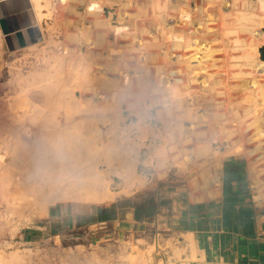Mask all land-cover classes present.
I'll use <instances>...</instances> for the list:
<instances>
[{
  "label": "rangeland",
  "instance_id": "obj_1",
  "mask_svg": "<svg viewBox=\"0 0 264 264\" xmlns=\"http://www.w3.org/2000/svg\"><path fill=\"white\" fill-rule=\"evenodd\" d=\"M89 1L18 0V25L32 29L18 39L13 35V46L0 41V153L9 152L0 161V264H27L28 254L17 242L22 236L42 240L33 252L44 259L58 261L69 252L50 235L58 232L41 229L53 206L93 213L112 203L127 209L134 202H155L160 192L165 205L169 191L196 201L218 193L225 155L242 153L246 145L218 149L208 138L186 139L189 123L199 117L184 99L194 80L176 77H207L208 108L224 114H215L212 122L220 118L230 125L226 128L237 124L241 129L264 123V71L258 65L264 63V0H196L197 5L98 0L104 11L102 6L89 11ZM249 10L263 17L262 36L256 27L235 21L238 12ZM128 114L141 129L138 136L120 132ZM151 114L163 122V133L148 124ZM61 132L76 134V145L81 143L63 157L49 141ZM83 148L86 155L79 160ZM85 161L105 171L111 190L127 188L129 194L102 204L57 198L60 193L46 180L52 167ZM127 237L130 248H122V257L112 264H129L126 256L133 253L130 264H180L183 252L193 248L191 236L180 240L165 224L128 232L121 241ZM97 254L106 252L99 248ZM78 261L73 252L63 264Z\"/></svg>",
  "mask_w": 264,
  "mask_h": 264
},
{
  "label": "crops",
  "instance_id": "obj_2",
  "mask_svg": "<svg viewBox=\"0 0 264 264\" xmlns=\"http://www.w3.org/2000/svg\"><path fill=\"white\" fill-rule=\"evenodd\" d=\"M5 1L0 0V41L13 46L11 32L22 25L15 15L8 14ZM249 179L246 156L230 153L223 159L221 185L214 197L196 201L169 191L165 196H169V204L165 205L160 192L155 211L148 216H137L136 212L147 200L134 202L127 209L112 203L97 207L93 213L53 206L41 229L75 230L105 220L113 230L105 237L108 239L124 238L128 232L141 231L150 224H165L180 240L192 237L194 247L189 250L188 264H264V202L252 199Z\"/></svg>",
  "mask_w": 264,
  "mask_h": 264
},
{
  "label": "built area",
  "instance_id": "obj_3",
  "mask_svg": "<svg viewBox=\"0 0 264 264\" xmlns=\"http://www.w3.org/2000/svg\"><path fill=\"white\" fill-rule=\"evenodd\" d=\"M58 1L64 3L66 0ZM174 3L197 5L199 2L196 0H175ZM99 6H102L101 11H104V6L100 1L90 0L88 3V8L91 7L89 11H98ZM93 7H95V9H93ZM194 77L195 78L189 80V77H187V79L184 77L183 79L179 77L175 78L176 81L179 80L182 82H191L194 80V82L189 87L188 93L184 96V99L186 100L185 103L187 106L191 108L192 115H199V117L194 118L189 123L190 128L187 132H185V138L192 142L195 139L208 138L210 141H212V146L216 145L215 147L218 149H222L226 145H246V149L244 152H242V154H244L247 159V169L250 176V195L255 201L264 202V123L259 121L250 122V124L245 126L243 129L238 127L237 124H232L231 127H227V129L226 126L230 125H225L224 122H219L218 120L220 118L216 119V122H212L210 118L212 116L214 117L217 112L212 113L208 108V79L207 77L205 78L203 74L194 75ZM127 81L128 77L125 76V82ZM193 84H196L197 86H192ZM197 89H199V91L201 90V93L195 91ZM165 102L168 103L167 107H171L173 99L170 96L165 100ZM218 115L220 117H224L223 111L218 112L217 116ZM132 118L133 114H128L125 117V120L121 122L123 130L120 132H122L123 135H129L132 137L141 134L140 127L137 126V123L132 122ZM147 119L149 120H147L148 124L151 126L154 124L153 127L157 133H163V122L157 120L156 116L152 114ZM224 127L229 131L222 133L224 132ZM149 144L150 146L152 145L151 143ZM193 148V145L187 147V149L191 151ZM142 149H148V147L143 146ZM220 185L221 183L215 184L217 187H220ZM111 232H113V230L111 229L110 224L108 221L103 220L75 230H62L58 231V233H55V235H52L51 233V236L54 238H59L58 240L66 245L65 248L69 249L68 253L65 254L63 252V257L58 261H56L55 257L45 258V260L42 254L35 255V251L33 252V246L36 242L40 243L42 240H25L22 236L21 240L17 242H19V246H22L26 250V254H28L26 255L28 258L26 262L27 264H63L65 261L69 260V256L73 252H77L79 258L78 264H102V262H104V264H112L114 261L120 260V258L115 257H122L119 255V253L122 251V248H130L132 242L128 240V237L123 242L121 241L120 237L108 239L105 238ZM43 242L47 243L45 240ZM54 243H56L55 240ZM79 248H81V252L77 250ZM99 248H103L106 254L98 256L97 253ZM87 252L91 253V256L87 255Z\"/></svg>",
  "mask_w": 264,
  "mask_h": 264
},
{
  "label": "bare ground",
  "instance_id": "obj_4",
  "mask_svg": "<svg viewBox=\"0 0 264 264\" xmlns=\"http://www.w3.org/2000/svg\"><path fill=\"white\" fill-rule=\"evenodd\" d=\"M90 9H91V7H90ZM93 9H95V7H93ZM251 10H253V9H251ZM237 14H239L238 16L236 15V17H235L237 19V20L235 19L237 24H239L243 27H249V28L250 27H256L257 35L262 36L263 32L259 28H261L263 26V20H262L263 17L258 16L256 13H253L250 10L248 12L247 11L246 12L242 11L240 13L238 12ZM254 50H255V52H257V47H255ZM58 58L60 60V57L58 56L57 61H58ZM258 65H259V69L264 71V63H258ZM259 93H260V91H259ZM71 106H72V104H70L68 102L67 107H71ZM74 127H75V125H74ZM74 129H76V128H74ZM74 133H76V132H74ZM77 133H78V131H77ZM79 134H81V133L79 132ZM68 135L69 134L61 132V133H56L54 135L55 138L53 136H52V138L50 137L51 140H49V141H51V143L55 145L56 151H60L61 156L64 153L66 154V150H68V149L72 150L73 148H76V149H77V147L80 148L81 143L79 146L76 145V143L79 144L80 138H77L76 134L70 135V136H68ZM91 137L92 136H90V138L87 137V139H89V141H90L92 139ZM75 138H77V139H75ZM82 140H84V139H82ZM67 143H69V144H67ZM52 147H54V146H52ZM67 152H69V151H67ZM234 152H236V151H234ZM7 153L9 154L8 149L7 150L5 149L4 153L3 152L0 153V161L6 160L5 159L6 157L4 155ZM68 154H70V153H68ZM80 154L81 155L77 156L79 158V160H80L81 156L83 158V156L86 155V150L84 149ZM70 156H74V154L73 155L70 154ZM75 156H76V154H75ZM57 157H59V156H57ZM65 158H66V155H65ZM73 164L74 165H71L70 167H65V168H60V169H56V165H58V164H56L54 167H52V171H50L47 174L48 176H47L46 180L50 184V189L52 191L57 190L60 193L59 196H57V198H63L64 200H67V201H81V202H87V203H92V204H102V203L113 201L117 197H120L122 195L127 196L129 194L130 191H128L129 189L127 190V188H124V189L121 188L120 191L111 190L110 179L109 180L107 179L108 175L106 176L105 171L98 169L97 164L94 161L93 162L92 161L91 162L85 161V162H81L79 164H75V163H73ZM77 167L79 168L78 170H77ZM72 168H75V170L73 171ZM69 169H72V170H69ZM48 170L49 169H47L46 171H48ZM221 171H222V169H221ZM44 176H45V174H44ZM123 178L125 179L126 176ZM129 180L130 179H128L127 181H129ZM124 182L126 183V181H124ZM131 184H132V182H131ZM193 247H194V244H193ZM183 253H184V254H182L183 256H181L182 257L181 262L183 264H188V261L191 258L190 255L188 254L189 251L185 250ZM126 255H128V253ZM150 255L152 256V254H150ZM132 256H133V258L136 257L135 253L130 255L128 258L130 259V257H132ZM128 258L126 256L125 260L127 262H129V264H130L131 261H129ZM149 259H152V258L149 257Z\"/></svg>",
  "mask_w": 264,
  "mask_h": 264
},
{
  "label": "water",
  "instance_id": "obj_5",
  "mask_svg": "<svg viewBox=\"0 0 264 264\" xmlns=\"http://www.w3.org/2000/svg\"><path fill=\"white\" fill-rule=\"evenodd\" d=\"M18 0H6L4 2V4H6L7 6V9H8V14H13L15 16H19V14L22 13L21 9H17L15 8V3L17 2ZM23 10V9H22ZM20 11V12H19ZM28 29H32V25L29 24L27 26H24L22 25L21 27L19 28H16L15 30H13L11 33H14V37L16 36V38H21L22 36H24L25 34V31H27ZM22 44V43H21Z\"/></svg>",
  "mask_w": 264,
  "mask_h": 264
},
{
  "label": "trees",
  "instance_id": "obj_6",
  "mask_svg": "<svg viewBox=\"0 0 264 264\" xmlns=\"http://www.w3.org/2000/svg\"><path fill=\"white\" fill-rule=\"evenodd\" d=\"M156 205L153 201H148L145 204L137 206V216L144 214L146 216L151 215L155 211Z\"/></svg>",
  "mask_w": 264,
  "mask_h": 264
},
{
  "label": "flooded vegetation",
  "instance_id": "obj_7",
  "mask_svg": "<svg viewBox=\"0 0 264 264\" xmlns=\"http://www.w3.org/2000/svg\"><path fill=\"white\" fill-rule=\"evenodd\" d=\"M263 54H264V48H263Z\"/></svg>",
  "mask_w": 264,
  "mask_h": 264
}]
</instances>
